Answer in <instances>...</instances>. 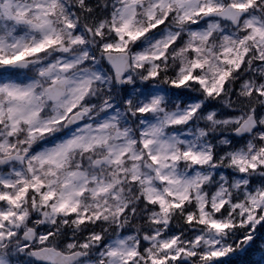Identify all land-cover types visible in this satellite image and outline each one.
Wrapping results in <instances>:
<instances>
[{
	"label": "clouds",
	"instance_id": "9594fccd",
	"mask_svg": "<svg viewBox=\"0 0 264 264\" xmlns=\"http://www.w3.org/2000/svg\"><path fill=\"white\" fill-rule=\"evenodd\" d=\"M209 3L92 0L73 18L83 0H57L41 24L50 0H0L4 55L44 45L0 63V176L29 188L2 264H264V46L245 39L264 0L236 20Z\"/></svg>",
	"mask_w": 264,
	"mask_h": 264
},
{
	"label": "snow or ice",
	"instance_id": "6c2138e0",
	"mask_svg": "<svg viewBox=\"0 0 264 264\" xmlns=\"http://www.w3.org/2000/svg\"><path fill=\"white\" fill-rule=\"evenodd\" d=\"M92 2V0H83V4L77 9L76 14L73 15V18H76V15H78L81 11L85 13H89L90 9L88 8V5ZM134 2V0H133ZM253 3V0H239V2H236L231 5L230 8L225 9L222 6L215 5L211 2L209 3V6L205 9V11L212 13V12H220L222 15H225L227 17H230L232 20H236L239 16L242 10H245L249 8ZM59 11H61L58 7L57 0H50V4L48 6V9L45 13H43V16L45 19L41 20V24H48L50 21L47 19L48 16H54ZM127 11V10H125ZM22 18V14H21ZM248 25L251 28L250 36L245 37V39H252L253 41H256V48L259 50L262 46H264V26L254 23L253 21H248ZM129 26V22L125 21L122 25V29H127ZM69 27H71V24H69ZM77 31H79V28H77ZM129 35H134L133 33H129ZM54 41H49V43H52ZM44 47L43 44H41L39 47L26 49L24 51H20L17 55L12 56H5L3 53V48L0 46V63H3L5 65L13 64L20 62L25 56L28 55L29 52H38L40 48ZM247 51V49H245ZM155 75V73H153ZM224 75H227L225 73ZM3 76V70H0V77ZM193 78L191 74L185 75L183 79L179 81L180 84H184L189 79ZM199 79V78H196ZM221 82H223V76L221 77ZM10 88V94H17L14 86H7ZM215 88V85H213V88H208L207 91L209 93H212ZM258 95H264V89L261 90L260 93H257ZM193 159H198V157H193ZM255 167V165H253ZM33 189L36 188V185H31ZM15 185L10 182V180L7 177L0 176V203H3L4 201L8 202L9 208L7 211L0 210V227L3 226V224L9 222V221H23L24 220V213H18L15 211V209H18L22 206V200L25 197L26 192L29 190L28 185L25 184V186L13 194L11 189H14ZM4 189H9L8 191H5ZM52 193H49L48 196H51ZM47 198V197H46ZM161 203H163V200L161 199ZM67 204V201L62 203L60 205V208L63 209ZM165 210L167 208L165 207ZM70 212H75L76 208L73 207L69 209ZM216 227H222V225H216ZM4 238V234L2 231H0V239ZM121 244H123V241H121ZM175 244V241L172 243H164L161 245V248L164 250L171 249L173 245ZM183 251V250H182ZM232 252V249L230 247H226L221 250L213 251L210 256L206 257L207 259H212L214 257H223L226 255H229ZM120 254L122 255V250L117 249L114 252V255ZM132 256H135L136 253L132 252ZM177 259L176 255H168V256H159V255H150L149 262L150 264H168V261ZM247 259V256L241 257L239 254L235 256V258L230 259L227 261V264H243V261ZM2 264V262H0Z\"/></svg>",
	"mask_w": 264,
	"mask_h": 264
}]
</instances>
